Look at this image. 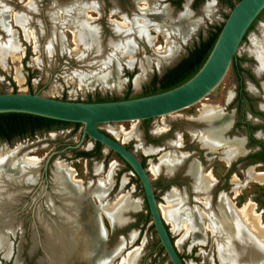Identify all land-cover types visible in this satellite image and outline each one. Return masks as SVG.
<instances>
[{"label": "rangeland", "instance_id": "rangeland-1", "mask_svg": "<svg viewBox=\"0 0 264 264\" xmlns=\"http://www.w3.org/2000/svg\"><path fill=\"white\" fill-rule=\"evenodd\" d=\"M209 1L211 0L192 5L189 0H186L177 7L175 5L171 7L167 0H149L150 6L155 5L156 10L167 6L170 17L168 16L169 19L161 25L153 20L148 28L152 39L147 40L144 36L135 37L136 46L128 52L129 50L123 45H118V40L126 39L128 35L121 34L118 31L121 29L115 26L114 22H123L124 18L128 21L138 20L137 7L138 4L143 5V3L136 0H0V46H4L7 41L10 42V47L0 58V92H30L77 101H95L99 98L121 99L125 95L141 96L146 91H150L149 84L154 75L159 77L166 68L173 66L185 56L194 44L200 39L207 38L216 26L224 22L231 9L229 5L214 0L211 16H206L200 10ZM236 1L232 0L233 3ZM186 3L193 12L194 18H198L199 25L197 29L195 28L185 36V39H181L172 32V23L174 18L185 9ZM18 13L23 15L20 16ZM23 17L26 21L24 23ZM83 24L92 27L96 32V38L92 44L79 40ZM262 24H264V13L242 40L233 58L247 71V73L242 72L241 75H243V86L250 96V104L245 102V105L241 106V111H236V103L232 102L238 80V72L232 60L220 83L205 98L187 108L142 121L111 122L99 125L103 131L132 150L147 169L150 162L157 164L159 156L164 152L173 150L172 152L176 155L181 153L184 156L181 166L171 175L164 172L163 166L159 168L156 175L148 171L159 207L160 205L169 207V201L176 198V195L180 200L182 199V203L187 208L199 210L204 208L201 200L205 195L193 189V180L187 173L188 164L197 160L204 170L209 171L215 178L213 189L208 194V206L205 207L208 212V221L214 216L219 225L223 224L218 201L220 195L224 193L236 208L249 202L254 204L255 212L259 213L260 220L264 222V163L249 165V162L245 160L250 153L257 150L254 144L247 142L245 146V139L248 141L247 132H251L254 138L264 141V71L255 58L252 42V39L261 37ZM126 26L130 27L131 24L128 23ZM168 33H171L170 36L167 35ZM170 51L173 52L172 56L168 55ZM161 54L165 57L160 60ZM143 63L147 66V72L143 77L144 80L142 78L136 83L134 77L140 72ZM114 68L117 70L114 71ZM17 70L22 78V84L15 76ZM205 108H220L226 114L227 129L220 135V140L222 142L238 141L244 147V152L237 160H232L229 164L224 162L221 157L224 147L217 146L212 150L208 148L206 153L207 149L204 148L198 136L205 132L218 136L217 124L208 127L207 122L199 118L206 123L207 127H190L199 125L191 123L190 119L199 117ZM234 113V121H237V124L239 114L242 113L245 122L255 127H249V130V128L238 126L229 130ZM205 117H208V114ZM56 126L55 129L37 131L32 135L13 139L11 142L0 141V148L22 144L23 149L18 156L34 157L39 163L38 177L35 182L11 187L19 189L21 193L17 194L14 201L9 202L7 211L14 214V223L21 225L15 228V233L8 234L7 241L11 253L8 257H4L0 250V264H14L19 248H21L20 264H47L46 261H42L44 250L41 237L36 245L37 248L32 251L31 236L38 203H42L40 204L41 214L44 218H48L50 213L43 204V197L38 201H33V198L41 189L44 192H53L55 163L60 160L74 169L75 177L85 188L94 187L97 180L106 175L110 163L115 162L111 176L112 184L108 193L101 198V201L98 197H92L95 202L93 203L111 205L123 194L137 203L135 208L123 211L122 222L114 227L110 226L106 215L103 213L100 215L106 236L102 241L101 250L96 253L99 258L110 257L116 252L118 246H124L122 256L126 255L132 247L139 246L141 250L137 258L138 264H171L158 242L151 217L146 215L143 191L132 171L127 169L116 153L102 144L98 145L97 157L79 158L77 151L82 150L85 144L76 150L64 146L67 143H78L82 125ZM133 126H137L138 133L141 135L138 134L139 137L133 135L129 140L122 141L124 139L122 131H128ZM158 128L165 129V132H159ZM228 130V134L224 135ZM84 138L87 146L95 142L87 136ZM169 141H179V144L171 145L167 143ZM148 146L158 147V150L155 153H145L144 148ZM99 165L102 168L97 173L95 168ZM45 167L46 170H44ZM250 169L262 173L263 176H249ZM55 204L58 205L59 201L55 200ZM196 222L198 223L197 220ZM166 223L172 240L176 242L181 239L176 248L186 264H222L217 258V242H219L220 234H211V230L205 228V242L196 243L192 239L198 237L197 231L184 235V227L172 226L171 221ZM200 224H207V217ZM119 261L120 258L115 260V264ZM80 262L82 264L85 262L84 257L82 260L80 258Z\"/></svg>", "mask_w": 264, "mask_h": 264}, {"label": "bare ground", "instance_id": "bare-ground-1", "mask_svg": "<svg viewBox=\"0 0 264 264\" xmlns=\"http://www.w3.org/2000/svg\"><path fill=\"white\" fill-rule=\"evenodd\" d=\"M136 2L143 3V5L138 4L137 7L139 9L137 12V16L139 17L138 20L128 21L124 18L123 22H114L115 26L121 29L118 30L121 34L128 35V38L118 40V45H123L125 49L129 50H127L128 52L136 46L135 37L144 36L147 40L151 38L148 28L153 20L158 21L159 25H161L170 17V10L167 6H164L160 10H156L155 5L150 6L149 0H136ZM213 5L214 0L206 2L201 7L200 12L206 16L210 15ZM184 8L185 9L181 13L179 12L180 14L174 18L172 23V32L181 39H185V36L190 34L191 31L199 25L198 18H194L193 12L188 8L187 3ZM21 14L22 13H18L20 16ZM24 17L22 20L23 23L26 22ZM128 23L131 24L130 27L126 26ZM171 33L167 35L170 36L169 34ZM95 38V30L87 24H83L79 40L84 41L86 44H92ZM252 42L254 44L253 52L255 58L264 71V24H262L261 28V37L252 39ZM14 44L15 43H13V45ZM9 47L10 42L8 43V41L4 43V46H0V58L3 57L5 50ZM124 47L122 48L123 50ZM171 51L168 55L172 56L173 52ZM162 57L165 56L161 54L160 60ZM143 64L140 72L134 77V82L136 83L140 82L147 72V66L145 63ZM113 70L116 71L117 68ZM15 76L21 83L22 78L18 70ZM206 114H208V117L204 118ZM200 119L205 120L208 127L217 124L218 136L215 137L210 132H205L198 136V138L202 142V145L208 146L210 150L217 146L224 147L221 154L224 162L229 164L244 152V147L239 144L238 141L227 140L222 142L220 140V135L227 129L228 124L227 116L222 112V109L205 108L200 115ZM136 127L133 126L128 131L123 130L124 139L122 141L129 140L133 135L139 137L141 134L138 133ZM159 132H165V129H159ZM167 143L171 145L179 144V141H169ZM22 149V144H17L14 147L3 146L0 148V250H2L4 257H8L11 253V248L7 241V237H9L8 234L10 232L15 233V228L21 225L20 223H14V214L7 211V206L10 205L9 202L14 201L17 194L19 195L21 193L19 189H12L11 187L13 185L19 186L23 183L29 184L35 182L38 177V159L36 160L34 157L18 156ZM157 150L158 147L154 146L144 148L145 153H155ZM172 151L173 150L162 153L158 158L157 164L150 162L148 171L156 175L159 172V168L163 166L166 174H173L178 167L181 166V163H183L184 156H182L181 153L176 155V153ZM114 163L115 162L110 163L105 173L106 175L97 180L96 185L92 188H85L81 181L75 177L74 169L67 163L62 160L55 163L52 185L53 192H44V190L41 189L33 198V201H38L43 197V204L50 213L48 218H44V215L41 214L42 209L40 204L42 203H38L32 229L31 250L33 251L37 248L36 245L39 242V237H41L44 250V258L42 261H46L47 264H82L80 258L82 260L84 257L85 262L83 264H115V260L120 258L118 264H138L137 258L141 250L139 246L132 247V249L123 256L121 253L124 251V246H118L116 252L107 258H99L96 254L101 250L102 241L106 236L105 230L101 224L100 215L102 213L106 215L110 226L114 227L116 224L122 222L123 211L135 208L137 204L125 194L118 200L117 197V201L113 202L111 205L94 204L95 202L93 201L94 199L92 200V197H98L101 201V198L108 193L111 187V176L115 168ZM101 168V165H99L95 168V171L98 173L101 171ZM187 173L193 180V189L199 194L205 195L201 200L204 208L201 210L187 208L184 206V203H182V199L180 200V198L175 195L176 198H172L168 203L172 208H170V206L160 205V210L165 221H171L173 223L171 225L175 227H184V235L197 231V233H199L198 237L192 239L196 243L203 244L205 242V228L211 230V234H220L219 242H217V258L222 264H264V222L260 220L259 213L255 212L254 204L249 202L236 208L232 201L222 193L219 197L218 205L220 207V217L223 224L219 225L218 220H216L214 216L210 217L212 220L208 221V212H206L205 207L208 206V194L210 190L213 189L215 178L209 171L204 170L197 160H193L188 164ZM248 174L254 177L262 175V173L255 172L252 169L249 170ZM55 200L59 201L58 205L55 204ZM205 217H207V224H200ZM226 239L229 240L226 241ZM180 240L181 239L176 240L175 244L177 246ZM232 241L233 243L231 244ZM130 242H132V240ZM20 253L21 248L16 252L14 264L21 263Z\"/></svg>", "mask_w": 264, "mask_h": 264}, {"label": "water", "instance_id": "water-1", "mask_svg": "<svg viewBox=\"0 0 264 264\" xmlns=\"http://www.w3.org/2000/svg\"><path fill=\"white\" fill-rule=\"evenodd\" d=\"M263 8L264 0L236 1L201 67L189 79L171 89L150 95L105 101L59 99L20 91L0 92V113H28L81 124V137L75 146H79L87 136L116 153L128 164L140 182L151 223L163 251L171 264H186L161 213L148 169L132 150L103 131L99 125L166 116L205 98L223 79L243 36Z\"/></svg>", "mask_w": 264, "mask_h": 264}, {"label": "trees", "instance_id": "trees-1", "mask_svg": "<svg viewBox=\"0 0 264 264\" xmlns=\"http://www.w3.org/2000/svg\"><path fill=\"white\" fill-rule=\"evenodd\" d=\"M223 2L227 3L230 8H232V6L234 5V3L230 0H223ZM263 13H264V8L255 18L252 24L249 26L242 40H244L248 32L252 29L255 22L261 17ZM222 25L223 22L221 23V25L216 26L215 30L210 32L207 38L200 39L190 50H188L187 54L184 57H182L177 64H175L172 67L166 68L161 76L158 77L154 75L150 80V84H149L150 91H146L142 95H150L171 89L173 87L180 85L187 79H189L201 67V65L207 58L221 30ZM233 66L235 67L237 72L241 70L240 68H238L237 61L235 59L233 60ZM240 88H242V86H240ZM126 98L129 97L125 95L121 99H126ZM117 99L119 98H112L108 100H117ZM105 100L107 99L99 98L95 101H105ZM60 124H74L76 126L80 125L79 123L60 121L34 114L20 113V112H4V113H0V139L12 141L15 138H22L27 135H32L37 131H42V130L49 131L51 129H55L57 127L54 126ZM95 143L99 146L101 145L99 142H95ZM79 154L80 155L88 154V152H80ZM121 160L125 163L127 169L130 170L128 164L123 159ZM136 181L139 182L137 177H136ZM146 209H147L146 215L148 217L150 216V214L147 208V204H146ZM161 249L163 250L162 247Z\"/></svg>", "mask_w": 264, "mask_h": 264}, {"label": "flooded vegetation", "instance_id": "flooded-vegetation-1", "mask_svg": "<svg viewBox=\"0 0 264 264\" xmlns=\"http://www.w3.org/2000/svg\"><path fill=\"white\" fill-rule=\"evenodd\" d=\"M169 3V6H171L172 7V5H175L176 7L178 6V5H181V3L183 2V1H186V0H167ZM203 1H205V0H189V3L190 4H192V5H197V4H200V3H202ZM207 1V0H206ZM218 1H220V2H223V0H218ZM230 1H232V0H230ZM195 45V44H194ZM193 45V46H194ZM192 46V47H193ZM191 47V48H192ZM190 48V49H191ZM189 49V50H190ZM184 57V56H183ZM237 66H238V68H240L241 70L238 72V80H237V86H236V89H235V95H234V97L232 98V102H234V103H236V111H241V106L242 105H245L244 103L245 102H247L248 104H250V100H249V95L247 94V92H246V90H245V88H244V86H243V84H244V82H243V75H241L242 74V72H246L247 73V71L245 70V69H243L242 68V66L237 62ZM235 68V67H234ZM236 70V69H235ZM249 77V76H248ZM240 86H242V88H240ZM233 113V112H232ZM237 113V112H236ZM240 115V118H239V121H238V124L236 123L237 121H234V116H235V113H234V115H233V121H232V124L230 125V129L229 130H231L233 127H246V128H249V127H255V126H252V125H250L249 123H247V122H245V119L243 118V115H242V113H240L239 114ZM199 118H200V116L198 117H194V119H190V122L191 123H195V124H199L198 126L196 125V126H190V127H207V125H206V123L205 122H203V121H201V120H199ZM235 122V123H234ZM54 127H57V126H54ZM229 130L228 131H226L225 133H224V135H227L228 134V132H229ZM249 130H250V128H249ZM247 138H248V141H247V139H245L246 141H245V146H246V143L248 142V143H250V144H254L256 147H257V150L256 151H254L253 153H250L247 157H246V159L245 160H247L248 162H249V165H252V164H255V163H264V153H263V151H264V141H262V140H258V139H256V138H254L252 135H251V132H247ZM16 139V138H15ZM256 140V141H255ZM0 141H4V142H11V140L10 141H7V140H1L0 139ZM79 142V141H78ZM77 144V143H76ZM76 144H69V143H67L64 147L65 148H72V149H77V148H79V147H81V146H83V144H85L83 147V149L82 150H78L77 151V154H79L80 152H88V154H79V155H77L79 158H82V159H92V158H94V157H97V155H98V152H99V146L94 142L93 144H91V145H88L87 146V142H86V139L84 138L83 140H82V142L80 143V145L79 146H75ZM204 148H206L207 150H206V153H208V146H204ZM262 151V152H261ZM248 152V151H247ZM240 156H238L236 159H234V160H237L238 158H239ZM233 160V161H234ZM232 162V161H231Z\"/></svg>", "mask_w": 264, "mask_h": 264}]
</instances>
